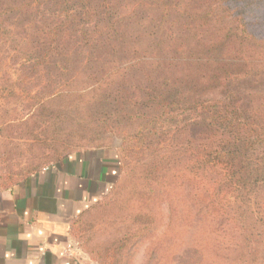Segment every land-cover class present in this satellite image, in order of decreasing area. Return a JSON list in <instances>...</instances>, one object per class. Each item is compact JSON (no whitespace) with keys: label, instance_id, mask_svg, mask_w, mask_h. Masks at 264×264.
<instances>
[{"label":"trees","instance_id":"trees-1","mask_svg":"<svg viewBox=\"0 0 264 264\" xmlns=\"http://www.w3.org/2000/svg\"><path fill=\"white\" fill-rule=\"evenodd\" d=\"M0 41L29 62L24 78L43 74L63 110L41 104L48 115L115 128L129 157L140 147L130 179L187 177L200 209L234 231L227 260L264 264V0H0ZM44 168L0 175V189Z\"/></svg>","mask_w":264,"mask_h":264},{"label":"rangeland","instance_id":"rangeland-1","mask_svg":"<svg viewBox=\"0 0 264 264\" xmlns=\"http://www.w3.org/2000/svg\"><path fill=\"white\" fill-rule=\"evenodd\" d=\"M12 48L0 41V122L10 131L0 137V175L21 179L36 168L53 166L56 154L69 147L73 150L64 152L104 143L120 157L111 188L90 205L95 204L73 235L83 264H231L227 258L234 231L200 209L187 177L168 187L148 184L142 172L130 179L146 158L137 154L140 147L129 157L131 147L115 128L92 126L75 115H48L41 104L63 110L52 102L43 74L22 76L20 68L29 62ZM73 100L81 102L77 96ZM128 163L132 170H127ZM142 229L145 234L139 238Z\"/></svg>","mask_w":264,"mask_h":264},{"label":"crops","instance_id":"crops-1","mask_svg":"<svg viewBox=\"0 0 264 264\" xmlns=\"http://www.w3.org/2000/svg\"><path fill=\"white\" fill-rule=\"evenodd\" d=\"M119 172L115 148L88 149L0 189V264H83L73 223Z\"/></svg>","mask_w":264,"mask_h":264}]
</instances>
